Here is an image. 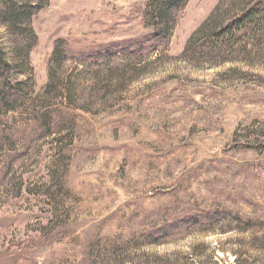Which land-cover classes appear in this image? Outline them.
I'll return each instance as SVG.
<instances>
[{"label":"rangeland","instance_id":"rangeland-1","mask_svg":"<svg viewBox=\"0 0 264 264\" xmlns=\"http://www.w3.org/2000/svg\"><path fill=\"white\" fill-rule=\"evenodd\" d=\"M43 1L0 24V264H264V44L184 52L222 0L163 39L149 0Z\"/></svg>","mask_w":264,"mask_h":264},{"label":"trees","instance_id":"trees-1","mask_svg":"<svg viewBox=\"0 0 264 264\" xmlns=\"http://www.w3.org/2000/svg\"><path fill=\"white\" fill-rule=\"evenodd\" d=\"M186 2L187 0L148 1L146 16L155 28L153 38L163 39L169 34L175 23L177 12ZM43 5V0H0V24L4 25L11 33L20 36L22 41L27 42L29 37H35L31 17ZM203 31V35H206L207 38L205 46L216 53L231 51L233 47L245 48L249 41L252 42V46L264 44V0H222L210 16L190 36L184 52L190 48H195L191 44L193 37ZM15 42L13 41L12 46H21L24 49V45L17 44L16 40ZM28 50L27 45L25 46L23 59H19L21 65L28 63ZM56 56L55 49L53 58L55 59ZM13 64L5 47L0 43V101L9 102L10 98L15 96V92L10 91L14 84L11 83L8 73V68ZM50 85L51 83L48 84V86ZM67 94H73V88H68ZM45 112L50 114L52 110L49 111L46 108ZM50 122H53L52 119Z\"/></svg>","mask_w":264,"mask_h":264}]
</instances>
